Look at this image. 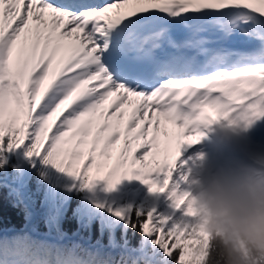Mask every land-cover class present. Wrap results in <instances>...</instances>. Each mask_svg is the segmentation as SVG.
<instances>
[{
    "label": "snow or ice",
    "instance_id": "1",
    "mask_svg": "<svg viewBox=\"0 0 264 264\" xmlns=\"http://www.w3.org/2000/svg\"><path fill=\"white\" fill-rule=\"evenodd\" d=\"M262 118L264 0H0V181L39 162L70 190L139 182L149 199L96 202L122 264H207L190 153Z\"/></svg>",
    "mask_w": 264,
    "mask_h": 264
},
{
    "label": "trees",
    "instance_id": "2",
    "mask_svg": "<svg viewBox=\"0 0 264 264\" xmlns=\"http://www.w3.org/2000/svg\"><path fill=\"white\" fill-rule=\"evenodd\" d=\"M22 174L9 169L0 181V230L10 231L16 254L24 252V246L31 238L27 228H33L64 238L54 264H122L123 253L119 247L114 253H106L94 261V257H89L85 251L84 240L101 242L107 248L124 245L121 224L107 212V208H97L96 202L111 207L130 201L139 203V198L127 195V181L114 193L105 192L103 183L96 186L100 192L95 191L96 187L70 190L73 183L70 178L38 162L23 183L25 200L15 186ZM134 191L138 193L139 189ZM144 195L145 200L149 199L146 193ZM129 239L134 244L138 237H132L129 230Z\"/></svg>",
    "mask_w": 264,
    "mask_h": 264
},
{
    "label": "clouds",
    "instance_id": "3",
    "mask_svg": "<svg viewBox=\"0 0 264 264\" xmlns=\"http://www.w3.org/2000/svg\"><path fill=\"white\" fill-rule=\"evenodd\" d=\"M249 127L216 130L211 151L191 157L190 187L210 247L207 264H264V152L237 162L248 147L242 133Z\"/></svg>",
    "mask_w": 264,
    "mask_h": 264
},
{
    "label": "rangeland",
    "instance_id": "4",
    "mask_svg": "<svg viewBox=\"0 0 264 264\" xmlns=\"http://www.w3.org/2000/svg\"><path fill=\"white\" fill-rule=\"evenodd\" d=\"M263 121V120H262ZM261 121L254 122L246 131L242 133V138L248 142L249 148L252 153L260 151V144L263 134L257 129ZM228 125L227 121H219L215 123L213 126L214 132L224 126ZM239 129L240 127H235ZM213 132V134H214ZM215 138V137H214ZM90 140V138H89ZM90 146V144L88 145ZM213 146V141L211 142H204L199 144L194 150L191 151V157H195V154L201 150L211 151ZM211 147V148H210ZM115 155V150H114ZM238 159L248 160V157L245 153L241 154ZM191 160V159H190ZM191 164L188 163L187 168H190ZM131 186H138V188L143 192L146 193V188L143 185H140L137 181L129 182ZM100 192V191H99ZM131 196L135 198H143L134 196L133 193L129 192ZM140 194V193H139ZM28 232H34L33 229L27 228ZM12 245H13V236L9 233L1 232L0 233V264H50V258L53 255L58 254L57 249L58 246L55 247L54 251L51 252L47 242H42L38 240V238L34 235V238H31L30 241L24 246V253L22 254L21 259L14 256L12 252ZM126 250H124L125 252ZM7 252V253H6ZM7 254V258L2 259V256ZM45 260V261H43Z\"/></svg>",
    "mask_w": 264,
    "mask_h": 264
},
{
    "label": "bare ground",
    "instance_id": "5",
    "mask_svg": "<svg viewBox=\"0 0 264 264\" xmlns=\"http://www.w3.org/2000/svg\"><path fill=\"white\" fill-rule=\"evenodd\" d=\"M214 125H215V124L206 127V128H205V131H206V132H209V133L211 134V133L213 132V131L211 130V128H212ZM211 136H213V135H211ZM203 142H204V137H202L201 141H200V142L194 147V149H195L199 144H201V143H203ZM194 149H193V150H194ZM189 163L191 164V163H192V160H190ZM187 166H188V165H187ZM187 166H186V167H187Z\"/></svg>",
    "mask_w": 264,
    "mask_h": 264
}]
</instances>
